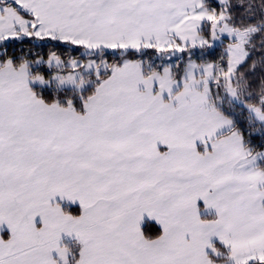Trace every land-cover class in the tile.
Returning <instances> with one entry per match:
<instances>
[{
	"label": "snow or ice",
	"instance_id": "snow-or-ice-1",
	"mask_svg": "<svg viewBox=\"0 0 264 264\" xmlns=\"http://www.w3.org/2000/svg\"><path fill=\"white\" fill-rule=\"evenodd\" d=\"M0 264H264V0H0Z\"/></svg>",
	"mask_w": 264,
	"mask_h": 264
}]
</instances>
